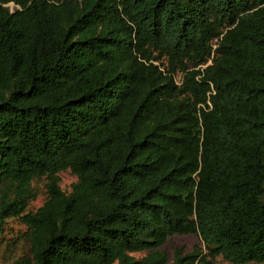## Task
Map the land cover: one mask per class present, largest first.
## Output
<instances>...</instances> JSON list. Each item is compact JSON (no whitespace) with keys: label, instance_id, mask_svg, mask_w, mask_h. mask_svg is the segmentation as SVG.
Instances as JSON below:
<instances>
[{"label":"trees","instance_id":"1","mask_svg":"<svg viewBox=\"0 0 264 264\" xmlns=\"http://www.w3.org/2000/svg\"><path fill=\"white\" fill-rule=\"evenodd\" d=\"M8 218L30 264L264 262V0H0Z\"/></svg>","mask_w":264,"mask_h":264},{"label":"rangeland","instance_id":"2","mask_svg":"<svg viewBox=\"0 0 264 264\" xmlns=\"http://www.w3.org/2000/svg\"><path fill=\"white\" fill-rule=\"evenodd\" d=\"M7 6L10 10L17 9L13 3H8ZM176 82L180 80V74L175 76ZM59 186L65 192L69 193L72 189V185L76 182V176L70 172V170H63L58 172ZM45 176L34 179L32 187L34 189V198L29 201L27 210L35 211L47 198ZM26 226L19 218H8L3 231L0 233V264H12L15 260L25 259L29 260L30 264V252L28 242L25 239ZM201 249L202 253H207V250L200 239V237L193 233L187 234H172L168 236L166 241L159 247L162 249L168 257L170 262L173 258L174 249L178 248L182 254L191 252L194 248ZM148 250L132 252V256L140 258L147 253ZM214 264H233L225 260L221 255L208 256ZM245 264H264L249 262Z\"/></svg>","mask_w":264,"mask_h":264}]
</instances>
